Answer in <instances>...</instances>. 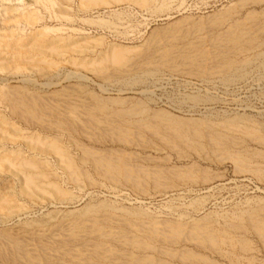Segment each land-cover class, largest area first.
Instances as JSON below:
<instances>
[{"label": "rangeland", "instance_id": "374dc122", "mask_svg": "<svg viewBox=\"0 0 264 264\" xmlns=\"http://www.w3.org/2000/svg\"><path fill=\"white\" fill-rule=\"evenodd\" d=\"M154 1L147 0L149 4H140L135 0H112L109 6L85 9L79 7V0H73L70 1L72 6L67 7L69 11L71 10L70 13H66L67 16L65 14L63 17L53 8L44 5L47 4L46 1L42 3L39 0L0 1L3 4H0V36L9 29L20 27L24 29L23 33H30L35 31V28L38 30L50 26L54 29L46 31L49 36L66 37L73 34L74 38L78 39L83 36L90 38H87L88 45L85 44L86 50L82 54L71 52L63 57L67 58L71 54L76 57L82 55L81 57L85 58L83 59L85 66L78 64L79 66L76 67L65 60L63 61L65 63L54 68L47 67L46 75L43 74L45 76L41 74L40 76L35 70L33 72L32 70L13 72L14 74L0 71L1 79L2 77L7 79L8 83L17 86V89L22 86L20 90L25 87L30 88L31 92L38 93L43 100L49 101L47 104L50 103L52 106V109L47 106L48 109L43 108V110L36 106L40 111H45L47 116L35 107L37 115L44 117H41L43 123L38 121L39 115L30 112V116L25 110L20 120L17 119L19 123L16 121L18 125L26 129L25 127L30 124V130L39 129L42 134L61 137V144L64 143L63 145L67 147L76 165L82 168L79 169V178H76L68 172V169L56 166L58 158L55 157L56 154L49 155L47 158L42 155L47 160H45L46 163L49 160L53 161L52 163L49 161L47 163L50 165H48L49 168L43 170L46 171L43 182L54 183L56 181L64 190L75 195L67 199L62 198L61 202L52 200L53 195L50 194H40L41 199L27 196L21 192L19 177L7 171L0 172V194L12 193L10 200L16 204L11 207L14 212L9 216L3 215L0 208V264H38V262L39 264H88L93 262L90 255L95 256V254L103 257L104 261L95 258L96 262H101L100 264H163L165 260L171 264H264V236L249 218L255 208L260 211L261 215H264V0ZM167 2L170 4L166 5ZM5 6H11L14 9L12 13L16 16L22 11H31L41 18L35 24L36 27L14 24L8 18ZM226 9L230 11L226 16L227 20L225 17L222 19L224 21L219 20L221 22L219 23V21H214L216 18L212 19L216 13L227 11ZM97 15L106 21H112L111 25L107 27L83 21V19L88 17L90 19ZM199 22L201 25L198 24ZM59 28L61 30H58ZM242 31H244L241 36L243 38L240 37L237 43L233 42V39L229 40V34L239 32L240 35ZM101 37L103 39L100 44L90 42L97 41ZM241 41L246 46L241 44ZM110 44H116V50L123 46L131 48L128 52L126 51L124 58L117 59L120 60L119 62L104 53ZM233 45L234 47H231ZM240 47L244 49H239ZM223 55L227 58L224 59ZM102 59L105 63L101 62ZM229 59L235 62L230 64ZM96 60L97 64L94 65L93 62ZM229 64L230 67L227 66ZM224 67L227 69L225 70ZM100 95L108 102L106 103ZM108 96L110 100L106 98ZM96 97L102 99L98 100ZM92 100H95L94 103ZM120 101H125V104L118 105ZM94 104L98 109L97 112L91 109L95 107ZM133 105L138 109L136 110ZM69 106L70 109L71 107L79 109H74L72 113ZM1 110L7 112L4 107H1ZM103 110L105 112H102ZM122 111L123 113L128 112L130 118L125 113H121ZM65 112L69 113L68 116ZM168 113L177 119L171 120ZM103 114L105 116L109 114L115 122L114 120V123L111 122L109 115L104 121L110 122L111 125L104 122ZM24 117L27 120L32 117L33 122L23 119L24 122L21 120ZM117 119L122 125L117 124ZM125 119L128 122L123 121ZM138 119L142 120L138 121ZM56 122L62 124L63 128L60 125L57 126ZM132 122L143 125L138 124V126ZM63 124L68 126L64 127ZM113 125L118 129H114ZM119 126L122 130H119ZM70 127L74 130L72 131ZM164 128L168 131L165 132ZM245 129L247 133H244ZM119 131L123 135L117 134ZM127 131L132 134H128ZM213 132H217L214 138L211 137ZM67 134L71 136L68 137ZM123 136L124 138L121 139ZM59 139L57 141L60 143ZM72 142H79L76 144L78 148ZM215 146L217 148H214ZM86 147L88 151H85ZM104 149L109 151L105 152ZM117 151L118 154H115ZM230 151L238 153L242 159L244 157L245 165L237 164L234 157L228 153ZM95 156L111 160L114 158L117 160L118 157V161L123 160L126 167L127 165L128 168L130 167L131 170H127L129 175L125 174L126 172H120L117 173L118 176L115 173L104 171L105 167L101 163L92 164ZM43 158L39 160L43 162ZM150 158L152 161L155 159V162L148 160ZM165 160L167 162H164ZM93 162H95L94 159ZM98 167L102 168L101 171L104 174L100 173ZM81 170L85 173L84 175ZM134 170L136 173L133 172ZM182 170L186 172L183 178L177 174L184 173ZM139 172L147 174L141 173L140 176ZM127 175L131 176V180ZM77 182H82V187ZM49 188L51 187L47 189L50 190ZM18 204L20 206H17ZM90 205L95 206L97 210L84 213ZM19 208L21 210L18 211ZM203 219L213 230L216 229L215 232L213 231L214 243L209 238L202 240L203 235H198V237L196 233H185L188 232L187 229L181 231L182 235L180 233L174 235L171 228L166 223L164 224L169 220L175 223L187 222L191 225L196 220L203 222ZM224 229L226 230L223 232ZM168 230L170 231L167 233ZM3 233L5 236L9 233V236L13 238H8V236L6 238ZM151 233L156 235H151ZM170 235L175 238L169 237ZM14 237L17 238L16 241ZM11 241L15 242L12 244ZM19 241L21 244H18ZM205 241H209V244ZM16 249L19 250L16 251Z\"/></svg>", "mask_w": 264, "mask_h": 264}, {"label": "bare ground", "instance_id": "6f19581e", "mask_svg": "<svg viewBox=\"0 0 264 264\" xmlns=\"http://www.w3.org/2000/svg\"><path fill=\"white\" fill-rule=\"evenodd\" d=\"M1 1V0H0ZM34 1V0H33ZM47 2V4H44V5H47V7L49 8H53L54 9V11L56 12V13H58V14H62V15H60V16H64L66 13H70V11H69V9H67V7H71L72 5H71V3H70V1H73V0H39V2ZM74 1H76V0H74ZM112 0H79V4H80V6L79 7H83V8H85V9H95L97 6H109L112 2H111ZM114 1H122V0H114ZM136 2H138V3H140V4H144V3H147V0H135ZM154 1V0H153ZM162 1V0H161ZM166 1V0H165ZM164 1V2H165ZM155 2V1H154ZM170 2V1H169ZM119 3V2H118ZM152 3V2H151ZM1 4V3H0ZM66 4V5H65ZM147 4H149V3H147ZM162 3H160V5H161ZM170 4V3H169ZM168 4V2H167V4L166 5H169ZM1 5H3V4H1ZM165 5V4H164ZM163 5V6H164ZM165 5V6H166ZM55 6H57V7H55ZM148 6V5H147ZM6 8H5V11H6V14L9 16L8 18L10 19V20H12V23L14 22V24H25V25H27V26H31V27H33V26H35V24L36 23H38V21H39V18H41V17H39L38 15H37V13H34L33 14V12L31 13V11H22L19 15H14L12 12H13V8L11 7V6H5ZM149 7V6H148ZM153 7H155V5L153 6ZM168 8H169V6H168ZM19 9V8H18ZM17 9V10H18ZM70 9H72V8H70ZM160 9V8H159ZM67 10H68V12H67ZM83 10V9H82ZM163 10H164V8H163ZM227 11H222V12H218V13H216V15H215V17L213 16L212 17V19L213 18H216V20H214V21H219V20H221V21H224V20H222L223 18H225L229 13H230V11H228L229 9H226ZM161 12V11H160ZM254 12V11H253ZM5 15V14H4ZM71 15V14H70ZM75 15V14H74ZM54 16H56V17H58L57 15H54ZM66 16H67V14H66ZM257 16V15H256ZM251 17V16H250ZM255 17V16H254ZM7 18V17H6ZM59 18V17H58ZM144 18V17H143ZM227 18L228 17H226V20H227ZM259 18V17H258ZM61 19V18H60ZM256 20V19H255ZM82 21V20H81ZM83 21H86V22H90V23H95V25H96V23L97 24H99V25H106L107 27L109 26V25H111V23L110 22H112V21H110L109 22V20L108 21H106L105 19H103V17H101L100 15H97V16H93V18H90L89 19V17L87 18V19H83ZM181 22V21H180ZM260 22V21H259ZM179 23V22H178ZM186 23V22H185ZM219 23H221L220 21H219ZM258 23V22H257ZM261 23H262V21H261ZM199 25H201V22H199L198 23ZM195 25V24H194ZM174 26V25H173ZM180 26V25H179ZM207 26V25H206ZM262 26H263V24H262ZM10 27H11V25H10ZM36 27V26H35ZM171 27H172V25H171ZM9 28V27H8ZM7 28V29H8ZM243 28V27H242ZM257 28H259V27H257ZM263 28V27H262ZM261 28V29H262ZM4 29V28H3ZM51 29H54V27H50V26H47V27H44L43 29H36L35 28V31H31L30 33H23V30L19 27V28H17V29H9V30H7V31H4V33L3 34H1V36H0V71L1 72H8V73H10V72H14V73H19V72H21V71H24V70H32V72H33V70H35V71H37V72H39V75L41 74L42 76H45L46 75V72H47V67L48 68H54V67H56V66H58L59 64H62V63H65V62H63V61H65L66 60V62H68L70 65L71 64H73V65H76V67L77 66H79L78 64H80V65H82L85 61L83 60V59H85V58H83V57H76V56H68L67 58H63L64 56H65V54H67V53H71V52H77V53H79V55L80 54H82L83 52H84V50H86V47H85V44L86 45H88V39L87 38H89L88 36H81L82 38H80V39H78V38H74V36H73V34H72V36L71 35H69V36H66V37H63L62 35L61 36H59V35H57V36H49L48 34H47V30H51ZM236 29V28H235ZM237 29H239L238 28V26H237ZM245 29H247V28H245ZM58 30H61L60 28L58 29ZM233 30V29H232ZM244 30V29H243ZM249 30V29H248ZM18 31V32H17ZM81 31V30H80ZM237 31V30H236ZM230 32V31H229ZM247 33L249 32V31H246ZM252 31H250V33H251ZM49 33V32H48ZM182 33H183V31H182ZM232 33V32H231ZM239 33V32H238ZM237 32L235 33H232V34H229L230 36V38H229V40H232L233 39V42H235V43H237L241 38H243V37H241L243 34H244V31H242V34L240 33V35L238 34ZM249 33V34H250ZM249 34H247L248 36H249ZM252 34V33H251ZM65 35V34H64ZM169 35V34H168ZM222 35V34H221ZM228 36V35H227ZM99 37V36H98ZM241 37V38H240ZM244 37L247 39V37H246V35H244ZM250 37H252L251 35H250ZM249 37V38H250ZM161 38V37H160ZM255 38V37H254ZM90 39V38H89ZM103 38L101 37V38H98L97 39V41L96 40H92V41H90V42H92V43H96V42H98L99 44H100V42H101V40H102ZM251 39V38H250ZM253 39V38H252ZM251 39V40H252ZM249 40V39H248ZM253 40H255L256 41V39H253ZM224 41V40H223ZM251 42V41H250ZM92 43H90V44H92ZM97 43V44H98ZM221 43V42H220ZM232 43V42H231ZM240 43V42H239ZM247 43L248 44H250L248 41H247ZM253 43H255V42H253ZM252 43V44H253ZM98 44V45H99ZM241 44H244L245 45V43H242V41H241ZM97 45V46H98ZM224 45V44H223ZM117 45L116 44H110V46L108 47V49H107V51L105 52L104 51V53L110 58H113L114 59V61H115V59H116V61H119L120 62V60H117L118 58L120 59H122V58H124L123 56H124V54H126V51L128 52V49H130L131 47H124L123 45V47H120L121 49H119V50H116L117 49V47H116ZM121 46V45H120ZM236 47H237V45H235ZM239 46V45H238ZM246 46V45H245ZM249 46V45H248ZM95 47V46H94ZM231 47H234V45L233 46H231ZM243 47V46H242ZM242 47H240L239 49H241ZM95 49V48H94ZM146 49V48H145ZM239 49H237V50H239ZM242 49H244V48H242ZM85 52H87V51H85ZM203 53V52H202ZM219 53V52H218ZM225 53V52H224ZM102 54V53H101ZM184 54V53H183ZM220 54V53H219ZM151 55V54H150ZM209 55V54H208ZM225 55H227V54H225ZM225 55H223V57L225 56ZM104 56V55H103ZM229 56V55H228ZM258 56V55H257ZM146 57V56H145ZM148 57V56H147ZM151 57V56H150ZM187 57V56H186ZM188 57H190V56H188ZM196 58V57H195ZM195 58H194V60H195ZM219 58V57H218ZM221 58V57H220ZM225 58H227V57H224V59ZM159 59V58H158ZM167 59V58H166ZM165 59V60H166ZM185 59V58H184ZM223 59V60H224ZM106 60V59H105ZM110 60V59H109ZM154 60V59H153ZM196 60H198V59H196ZM205 60V59H204ZM107 61H108V59H107ZM111 61H113V60H111ZM168 61V60H167ZM199 61V60H198ZM253 61V60H252ZM87 62V61H86ZM99 62V61H98ZM101 62L102 63H105V61L103 62V59L101 60ZM155 62V61H154ZM200 62V61H199ZM198 62V63H199ZM231 62H233V60L231 59V61H230V59H229V63L231 64ZM235 62V61H234ZM233 62V63H234ZM160 63V62H159ZM191 63V62H190ZM194 63H196V61L194 62ZM193 63V64H194ZM203 63V62H202ZM209 63V62H208ZM207 63V64H208ZM224 63V62H223ZM226 63V62H225ZM233 63H232V65H233ZM67 64V63H66ZM88 64H89V62H88ZM92 64V63H91ZM93 64L94 65H96L97 64V60L96 61H94L93 62ZM109 64H110V62H109ZM163 64V63H162ZM170 64H171V62H170ZM179 64V63H178ZM226 64H228V63H226ZM230 64L229 65H227V66H229L230 67ZM235 65V64H234ZM83 66H85L84 64H83ZM87 66V65H86ZM98 66H99V64H98ZM101 66H102V64H101ZM223 66H225V65H223ZM226 66V67H227ZM106 67V66H105ZM213 67V66H212ZM158 68V67H157ZM225 68V67H224ZM99 69H100V67H99ZM203 69V68H202ZM210 69V68H209ZM219 69V68H218ZM227 68H225V70H226ZM237 69V68H236ZM192 70V69H191ZM201 71V70H200ZM218 71V70H217ZM191 72V71H190ZM203 72V71H202ZM13 73V74H14ZM43 74H45V75H43ZM196 74V73H195ZM40 75V76H41ZM201 75V74H200ZM9 80V79H8ZM19 87V86H18ZM22 87V86H21ZM20 87V88H21ZM20 88L19 89H17V86L15 87V86H12V85H10L9 83H8V81H7V79H3V77H2V79L0 78V172H10L11 174H13L14 176H16V177H19V179H20V186H21V192L22 193H24L25 195H27V196H30V197H33L34 199H41L42 198V196L41 195H45V194H50V195H53V198L51 197V199L53 200V199H55L56 201L58 200H60V199H64V198H68L69 196L71 197V195L72 196H75L74 194H72L70 191H67V190H64L61 186H60V184H58V183H56V181L53 183V182H51V181H48V182H43V180L42 179H45V176H46V171H43V170H45V168L46 169H48L49 167H48V165L49 164H47L46 163V159H44L45 157L47 158V156H51L52 154H56L57 156H55V157H58L57 158V165L56 166H58L59 168H61V169H64V168H66V169H68L69 171L68 172H71V174L72 175H75L76 176V178H79V175H80V172H79V169H82L81 167L79 168L77 165H76V163H75V160L73 159V157H72V155L70 154V152L68 151V149H67V147L66 146H64L63 144H61V141H62V138L61 137H59V136H52V135H50V134H42L40 131H39V129L38 130H30V128H29V126H31L30 124H28L27 125V127H25L26 129H24L23 127H20L19 125H18V121H17V119H19L20 117H22L23 116V112L25 111V112H27V113H29V115H30V112H32L33 114L34 113H36V110H35V107L37 106L40 110H43V108H46V109H48L49 107H51V109H52V106H50V103L49 104H47L49 101H46L47 99H44L43 100V98L40 96V95H38V93L36 94L35 92H31L30 91V88L28 89V87H25V88H22L23 90H20ZM68 95V94H67ZM101 96V95H100ZM42 99H41V98ZM95 97V96H94ZM102 97V96H101ZM96 98H98V97H96ZM102 98H104V97H102ZM102 98H100V99H102ZM106 98H108L109 100H110V96H108V97H106ZM119 98V97H118ZM93 99H95V98H93ZM99 98H98V100H100ZM128 99V98H127ZM48 100H50V99H48ZM71 100V99H70ZM95 100H97V99H95ZM95 100H92L93 102L92 103H94V101ZM104 100H105V102L107 103L108 101H106L107 99H105L104 98ZM116 100H118V99H116ZM120 100V99H119ZM122 100V99H121ZM83 101V100H82ZM113 101V100H112ZM128 101V100H127ZM126 101V102H127ZM97 102V101H96ZM104 102V101H103ZM104 102V103H105ZM121 102V103H120ZM119 103H118V105L119 104H125V101H120ZM74 103V102H73ZM109 103H111V101H109ZM144 103V102H143ZM100 104V103H99ZM98 104V105H99ZM114 104H117V103H114ZM113 104V105H114ZM91 105V102H90V104H89V106ZM93 105V104H92ZM128 105V104H127ZM135 105V104H134ZM133 105V106H134ZM47 106H48V108H47ZM80 106V105H79ZM83 106V105H82ZM94 106H95V104H94ZM115 106H117V105H115ZM1 107H4L6 110H7V112L5 111V110H1ZM36 107V108H37ZM65 107V106H64ZM76 107V106H75ZM93 107V106H92ZM103 107V106H102ZM107 107H109V106H107ZM111 107V106H110ZM129 107V106H128ZM130 107H132V106H130ZM135 107V106H134ZM33 108V109H32ZM37 108V109H38ZM73 108H74V106H73ZM82 108V107H81ZM85 108V107H84ZM90 108V107H89ZM89 108H87V109H89ZM112 108V107H111ZM38 109V110H39ZM50 109V110H51ZM54 109V108H53ZM68 109V108H67ZM69 109H70V106H69ZM74 109H76V108H74ZM74 109H72V107H71V109L70 110H72L71 112L73 113V110ZM77 109H79V108H77ZM76 109V110H77ZM86 109V108H85ZM91 109H95L96 110V112L98 111V109H96V106L95 107H93V108H91ZM101 108H99V110H100ZM102 109H104V108H102ZM105 109H107L106 107H105ZM114 109V108H113ZM121 109V108H120ZM126 109H128V108H126ZM135 109H136V107H135ZM138 109V108H137ZM136 109V110H137ZM35 112H34V111ZM39 110V111H40ZM61 110V109H60ZM109 110V109H108ZM136 110H134V111H136ZM52 111V110H51ZM66 111V110H65ZM69 111V110H68ZM67 111V112H68ZM91 111V110H90ZM107 111V110H106ZM111 111V110H110ZM116 111V110H115ZM127 111V110H126ZM41 113L42 112H44L45 113V111H40ZM47 112H49V111H47ZM58 112V111H57ZM61 112V111H60ZM92 112H94V110L92 111ZM96 112H94V114L96 113ZM102 112H105L104 110L102 111ZM108 112V111H107ZM116 112H118V111H116ZM116 112H114V113H116ZM165 112V111H164ZM44 113H42V114H44ZM63 113H64V111H63ZM66 113V112H65ZM121 113H123V111L121 112ZM124 113L129 117V114H127L125 111H124ZM123 113V114H124ZM140 113V112H139ZM141 113H142V111H141ZM166 114H167V112H165ZM18 114H20L21 116H19ZM46 114V116H47V113H45ZM56 114H58V113H56ZM59 114H61V113H59ZM67 114V113H66ZM69 114V113H68ZM68 114H67V116H68ZM77 114V113H76ZM90 114V113H89ZM100 114H102V113H100ZM110 114H111V112H110ZM113 114V113H112ZM122 114V115H123ZM157 114H159V113H157ZM165 114V115H166ZM36 115H37V113H36ZM35 115V116H36ZM39 115V114H38ZM37 115V116H38ZM53 115V114H52ZM65 115V114H64ZM91 115H93V114H91ZM107 115H109V114H107ZM106 115V116H107ZM114 115V114H113ZM116 115H118V113H116ZM115 115V116H116ZM165 115H163V116H165ZM31 116V115H30ZM36 116V117H37ZM55 116V115H54ZM73 116V115H72ZM71 116V117H72ZM76 116V115H75ZM75 116H74V119H75ZM78 116V115H77ZM80 116H81V114H80ZM95 116V115H94ZM99 116V115H98ZM103 116H105V114H103ZM106 116L103 118V117H101V118H103V121L106 119ZM114 116V117H115ZM121 115H118V117H120ZM130 116H131V113H130ZM133 116H135V115H133ZM132 116V117H133ZM168 116L171 118V120L172 119H177L176 117H173L172 115H170L169 113H168ZM26 117V116H25ZM22 118L21 120H25V121H32V117L31 118H29L30 120H27L26 118L28 117H26V118ZM38 117H40V115L38 116ZM37 117V118H38ZM42 117V116H41ZM40 117V118H41ZM58 117V116H57ZM63 117V116H62ZM61 117V118H62ZM70 117V116H69ZM79 117V116H78ZM108 117V116H107ZM109 117H110V115H109ZM117 117V116H116ZM125 116H123V118H124ZM39 118V122H42V118H44V117H42L41 119ZM67 118V117H66ZM80 118V117H79ZM94 118H96V117H94ZM100 118V119H101ZM111 118V117H110ZM121 118H122V116H121ZM120 118V119H121ZM130 118V117H129ZM164 117H162V119H163ZM169 118V119H170ZM46 119V118H45ZM44 119V121H47V120H45ZM55 119V118H54ZM57 119H59V118H57ZM78 119V118H77ZM91 119V118H90ZM99 119V118H98ZM108 120H109V118H107ZM119 119V118H118ZM118 119L116 120V122L118 121ZM148 119V118H147ZM158 119H159V117H158ZM162 119H161V121H162ZM20 120V119H19ZM23 120V121H24ZM37 120V119H36ZM41 120V121H40ZM51 120V119H50ZM56 120V119H55ZM60 120H62V119H60ZM78 120H80V119H78ZM89 120V119H88ZM111 120V122H113V120H112V118L110 119ZM109 120V121H110ZM140 120H142V119H138V121H140ZM149 120V119H148ZM179 120H181V119H179ZM18 123H17V122ZM24 121V122H25ZM66 121V120H65ZM68 121V120H67ZM75 121H76V119H75ZM123 121H126V119L125 120H123ZM130 121H131V119H130ZM135 121V120H134ZM137 121V120H136ZM151 121V120H150ZM157 121V120H156ZM184 121V120H183ZM186 121V120H185ZM187 121H188V119H187ZM194 121V120H193ZM33 122V121H32ZM31 122V123H32ZM37 122V121H36ZM53 122H54V120H53ZM59 122V121H58ZM61 122V121H60ZM90 122V121H89ZM104 122H106V121H104ZM114 122H115V120H114ZM113 122V123H114ZM120 121H118V123L117 124H120L119 123ZM121 122H122V119H121ZM126 122H128V120L126 121ZM148 121H146V123H147ZM158 122V121H157ZM171 122V121H170ZM232 122H234L233 120H232ZM237 122V121H236ZM239 122H241V121H239ZM247 122V121H246ZM43 123V122H42ZM55 123V122H54ZM62 123V122H61ZM73 123H75L74 121H73ZM77 123V122H76ZM78 123H79V121H78ZM83 123V122H82ZM91 123V122H90ZM106 123H108V124H110L111 125V123L110 122H106ZM123 123V122H122ZM122 123L120 124V125H122ZM153 123H155V121H153ZM189 123H191V122H189ZM206 123V122H205ZM244 123V122H243ZM40 124V123H39ZM56 124H57V122H56ZM70 124V123H69ZM85 124V123H84ZM132 124H135V125H138V124H140V123H134V122H132ZM161 124V123H160ZM179 124V123H178ZM193 124V123H192ZM218 124V123H217ZM230 124H232V123H230ZM58 125H60L61 127H62V124H57V126ZM64 125V127H65V125L66 124H63ZM75 125H78V124H75ZM87 125V124H86ZM95 125V124H94ZM134 125V126H135ZM140 125H143V124H140ZM151 125V124H150ZM162 125V124H161ZM164 126H165V124H163ZM168 125V124H167ZM173 125V124H172ZM179 125H181V124H179ZM178 125V126H179ZM234 125V124H233ZM32 126H33V124H32ZM66 126H68V125H66ZM115 125H113L112 127H114ZM117 126V125H116ZM132 126V125H131ZM139 126V125H138ZM178 126H176V127H178ZM185 126V125H184ZM183 126V127H184ZM197 126H199V125H197ZM211 126V125H210ZM223 126V125H222ZM228 126H230V125H228ZM236 126V125H235ZM71 127H72V124H71ZM70 127V128H71ZM74 127V126H73ZM79 127V126H78ZM78 127H76V128H78ZM89 127V126H88ZM93 127V126H92ZM103 127V126H102ZM141 127H143V126H141ZM148 127H149V125H148ZM152 127V126H151ZM156 127H158V126H156ZM163 127V126H162ZM175 127V126H174ZM196 127V126H195ZM205 127H207V126H205ZM240 127V126H239ZM42 128V127H41ZM40 128V129H41ZM55 128V127H54ZM63 128V127H62ZM69 128V127H68ZM106 128H108V127H106ZM123 128V127H122ZM159 128H161V127H159ZM166 128H168V127H166ZM201 128H202V126H201ZM247 128V127H246ZM251 128V127H250ZM262 128V127H261ZM59 129V128H58ZM58 129H56V130H58ZM65 129H67V127L65 128ZM72 129V128H71ZM101 129V128H100ZM113 129V128H112ZM114 129H116V127H114ZM118 129V128H117ZM116 129V130H117ZM121 128H120V126H119V130H120ZM124 129V128H123ZM126 129V128H125ZM169 129V128H168ZM171 129V128H170ZM173 129H175V128H173ZM180 130H181V128H179ZM179 129H177V130H179ZM189 129V128H188ZM196 129V128H195ZM224 130H225V128H223ZM227 130H228V128H226ZM230 129V128H229ZM240 129V128H239ZM238 129V130H239ZM252 129H254V128H252ZM74 130V128L72 129V131ZM78 130V129H77ZM122 130V129H121ZM127 130H129V129H127ZM161 130H163V128H161ZM193 130V129H192ZM197 130V129H196ZM246 130L247 129H245V131H244V133H247L246 132ZM250 130V129H249ZM26 131V132H25ZM42 131V130H41ZM52 131V130H51ZM63 131V130H62ZM125 131V130H124ZM164 131H165V128H164ZM166 131H168V130H166ZM165 131V132H166ZM199 131V130H198ZM201 131V130H200ZM203 131H206V130H204L203 129ZM226 131V130H225ZM230 131V130H229ZM250 131H252V130H250ZM58 132V131H57ZM60 132H61V129H60ZM74 132H76V131H74ZM108 132V131H107ZM128 132V131H127ZM186 132H188L187 130H186ZM191 132V131H190ZM219 132V131H218ZM221 132V131H220ZM226 132H228V131H226ZM254 132V131H253ZM255 132H256V130H255ZM64 133H65V131H64ZM68 133V132H67ZM77 133V132H76ZM89 133V132H88ZM100 133V132H99ZM109 133V132H108ZM113 133H114V131H113ZM121 132L119 131V133H117V134H120ZM131 133V132H130ZM129 132H128V134H130ZM142 133V132H141ZM161 134H162V132H160ZM230 133V132H229ZM249 133V132H248ZM91 134V133H90ZM98 134V133H97ZM127 134V136H129ZM132 134V133H131ZM140 134V133H139ZM181 134V133H180ZM197 134V133H196ZM213 135L211 136V135H208V136H211L212 138H214L216 135H217V132H213L212 133ZM219 134V133H218ZM101 135V134H100ZM115 135V134H114ZM120 135H123V134H120ZM155 135V134H154ZM168 135V134H167ZM176 135V134H175ZM177 135H179V134H177ZM193 135V134H192ZM219 135H221V134H219ZM66 136V135H65ZM67 136L69 137V136H71V135H69V134H67ZM66 136V137H67ZM98 136H99V134H98ZM113 136V135H112ZM138 136V135H137ZM163 136V135H162ZM180 136H182V135H180ZM205 136V135H204ZM246 136V135H245ZM63 137V136H62ZM89 137V136H88ZM115 137V136H114ZM126 137V136H125ZM168 137H170L169 135H168ZM177 137V136H176ZM189 137V136H188ZM221 137V136H220ZM258 137V136H257ZM59 138H61V139H59ZM65 138V137H64ZM111 138V137H110ZM116 138H117V136H116ZM121 138V137H120ZM124 138V136L121 138V139H123ZM128 138V137H127ZM139 138V137H138ZM160 138V137H159ZM170 138H172V137H170ZM182 138V137H181ZM191 138H193V137H191ZM190 138V139H191ZM195 138V137H194ZM219 137H217V139H218ZM60 140V143H59V141H57V140ZM76 139V138H75ZM117 139H119V137L117 138ZM136 139V138H135ZM168 139V138H167ZM175 139V138H174ZM184 140H185V138H183ZM188 139V138H187ZM202 139V138H201ZM219 139H221V140H223L222 138H219ZM228 139V138H227ZM230 139V138H229ZM120 140V139H119ZM220 140V141H221ZM74 141V140H73ZM125 141V140H124ZM130 141V140H129ZM141 141V140H140ZM183 141V140H182ZM212 141H214V140H212ZM224 141V140H223ZM225 141H227L226 139H225ZM240 141V140H239ZM188 142V141H187ZM215 142L217 143V141L215 140ZM227 142H230V141H227ZM72 143H74V142H72ZM79 142H77V143H74V145H76V144H78ZM80 143H83V142H80ZM176 143H178V142H176ZM219 143V142H218ZM222 143V142H221ZM239 143V142H238ZM127 144V143H126ZM196 144V143H195ZM209 144V143H208ZM224 144V143H223ZM231 144V143H230ZM79 145H81V144H79ZM85 145V144H84ZM172 145V144H171ZM180 145H182V144H180ZM196 145H198V144H196ZM212 145V144H211ZM215 145V144H214ZM225 145V144H224ZM82 146H83V144H82ZM199 146V145H198ZM217 146H220V145H217ZM217 146H215L214 148H217ZM76 147H77V145H76ZM89 147V146H88ZM213 147V146H212ZM224 147V146H223ZM78 148V147H77ZM76 148V149H77ZM83 147H81V149H82ZM196 148H198V147H196ZM86 149L87 150H85V151H88V148L86 147ZM91 149V148H90ZM89 149V150H90ZM213 149V148H212ZM92 150H95V149H93L92 148ZM99 150V149H98ZM103 150V149H102ZM101 149L99 150V151H102ZM107 150V149H106ZM106 150L104 149V151L106 152ZM215 150V149H214ZM230 150V149H229ZM77 151V150H76ZM82 151V150H81ZM107 151H109V150H107ZM119 151V150H118ZM118 151L117 152H115V154H118ZM211 151V150H210ZM92 151H90V153H91ZM112 152H113V150H112ZM121 152V151H120ZM125 152V151H124ZM219 152V151H218ZM94 153V152H93ZM114 153V152H113ZM223 151H222V155H223ZM229 154H230V156L231 157H234V160H235V162L237 163V164H241V166L242 165H245L244 164V161H243V159H245L244 157H243V159H242V156H240L238 153H232L231 151L230 152H228ZM254 153H256V152H254ZM81 154H82V152H81ZM86 154H88V153H86ZM100 154V153H99ZM110 154H112L111 152H110ZM124 154V153H123ZM128 154V153H127ZM134 154V153H133ZM42 155L44 156V158L42 157ZM84 155L85 154H83L82 156L84 157ZM90 155V154H89ZM89 155H88V157H89ZM102 155H104V153H102ZM106 155V154H105ZM184 155V154H183ZM38 156H41V158H43L44 159V161L43 162H45V163H43V162H41L42 160H39V159H41V158H38ZM74 156V155H73ZM99 156V155H98ZM107 156V155H106ZM224 156H225V154H224ZM54 157V158H55ZM96 157V156H95ZM108 157V156H107ZM110 157V156H109ZM114 157V156H113ZM117 157V156H116ZM127 157V156H126ZM132 157V156H131ZM130 157V158H131ZM134 157V156H133ZM158 157V156H157ZM85 158V157H84ZM86 158H87V156H86ZM90 158V157H89ZM112 158V157H111ZM121 158V157H120ZM124 158H125V156H124ZM169 158V157H168ZM52 159V158H51ZM83 159V158H82ZM93 159L95 160V162H93ZM92 159V164L93 163H101L104 167H105V170L104 171H107L108 173H115V174H117V173H120V172H123V173H125V174H128L129 172V170H131V169H129L128 168V165H127V167H126V164L123 162V160L122 161H118V157H117V160H115V158H114V160H111V159H108V158H105V157H96V158H93ZM127 160H129L128 158H126ZM135 159V158H134ZM165 159V158H164ZM46 160V161H45ZM119 160H121V159H119ZM131 160V159H130ZM129 160V161H130ZM148 160H150V161H152L151 160V158L150 159H148ZM162 160V159H161ZM161 160L159 161V162H161ZM246 160V159H245ZM55 161V160H54ZM80 161H83V160H80ZM133 161V160H132ZM153 161L155 162V159H153ZM152 161V162H153ZM51 162V161H50ZM53 162V161H52ZM51 162V163H52ZM84 162V161H83ZM86 162V161H85ZM157 162V161H156ZM164 162H167L166 160L164 161ZM50 163V164H51ZM55 164V163H54ZM91 164V163H90ZM91 164V165H92ZM100 164V165H101ZM130 164V163H129ZM138 164V163H137ZM136 164V167L138 166ZM161 164H163V163H161ZM191 164V163H190ZM195 164V163H194ZM134 165V164H133ZM252 165V164H251ZM50 166V165H49ZM55 166V165H54ZM52 167V168H55V167ZM82 166V165H81ZM97 166H99V165H97ZM140 167L139 168H141V165H139ZM143 166V165H142ZM158 166V165H157ZM156 166V167H157ZM183 166V165H182ZM189 166V165H188ZM192 166V165H191ZM191 166H189V167H191ZM255 166V165H254ZM50 167V168H51ZM94 167V166H93ZM100 167V166H99ZM98 167V168H99ZM135 167V168H136ZM151 167H153V166H151ZM169 167V166H168ZM184 167V166H183ZM182 167V168H183ZM194 167V166H193ZM97 168V169H98ZM134 168V169H135ZM148 168H150V167H148ZM161 168V167H160ZM178 168V167H177ZM180 168V167H179ZM186 168V167H185ZM58 169V168H57ZM66 169H65V171H66ZM100 169V173L102 172V174H104L103 173V171H101V169L102 168H99ZM129 169V170H128ZM146 169V168H145ZM166 169V168H165ZM165 169H161V170H163V172H165L166 170ZM195 169V168H194ZM198 169V168H197ZM128 170V171H127ZM165 170V171H164ZM171 170V169H170ZM178 170V169H177ZM184 170H186L187 171V169H184ZM184 170H182V171H184ZM193 170V169H192ZM196 170V169H195ZM201 170V169H200ZM83 170H81V173H83V175L85 174L84 172H82ZM85 171V170H84ZM136 171H137V168H136ZM136 171L134 170L133 172H135L136 173ZM140 171V170H139ZM155 171V170H154ZM158 171V170H157ZM174 171H176L175 169H174ZM257 171V170H256ZM43 172H44V174H43ZM86 172H87V170H86ZM158 172H160V171H158ZM162 172V173H163ZM167 172V171H166ZM170 173H171V171H169ZM168 172V173H169ZM190 172V171H189ZM194 172H196V171H194ZM201 172V171H200ZM203 172V171H202ZM40 173H42V174H40ZM140 173V176H141V173H143V172H139ZM155 173V172H154ZM198 173V172H197ZM68 174V173H67ZM111 174H109V175H111ZM143 174H147L146 172L145 173H143ZM152 173H150V175H151ZM157 174V173H156ZM161 174V173H160ZM173 174H175V173H173ZM179 176H184V175H186V172L184 171V173H177ZM201 174V173H200ZM105 175H106V173H105ZM118 175V174H117ZM121 175V174H120ZM129 175V174H128ZM127 175V176H128ZM136 175V174H135ZM138 175V174H137ZM150 175H147V176H149L150 177ZM190 175V174H189ZM193 175V174H192ZM204 175V174H203ZM208 175V174H207ZM48 176V175H47ZM113 176V175H112ZM119 176V175H118ZM124 176V175H123ZM126 176V177H127ZM170 177H172L171 175H169ZM194 176V175H193ZM195 176H196V174H195ZM202 176V175H201ZM51 177V176H50ZM52 177H54L53 175H52ZM83 177V176H82ZM107 177H109L108 175H107ZM125 177V176H124ZM130 177V180H131V176H128V178ZM136 177V176H135ZM143 177H144V175H143ZM146 177V176H145ZM151 177H152V175H151ZM154 177V176H153ZM157 177V176H156ZM163 177V176H162ZM165 177H167L166 175H165ZM165 177H163V178H165ZM185 177V176H184ZM204 177H206V176H204ZM81 178V177H80ZM110 178V177H109ZM132 178L134 179V177H133V175H132ZM147 178V177H146ZM180 178V177H179ZM183 178V177H182ZM198 178V177H197ZM200 178V177H199ZM212 178V177H211ZM116 179H117V177H116ZM137 179H138V177H137ZM141 179V178H140ZM155 179H157V178H155ZM162 179V178H161ZM173 179H175L174 177H173ZM178 179V178H177ZM185 179V178H184ZM208 179V178H207ZM75 180V179H74ZM142 180V179H141ZM179 180V179H178ZM196 180V179H195ZM116 181V180H115ZM126 181V180H125ZM158 181H160L159 179H158ZM170 181V180H169ZM194 181V180H193ZM136 182V181H135ZM141 183H142V181H140ZM161 182H163V181H161ZM170 182H172L173 183V181L171 180ZM78 183V182H77ZM138 183V182H137ZM140 183V184H141ZM163 184V183H162ZM78 185H80L81 187H82V182H79L78 183ZM51 187V188H49L50 190H48L47 188L48 187ZM6 187V186H5ZM135 187V186H134ZM140 188V187H139ZM49 191H52L53 193H50ZM41 192V193H40ZM5 193V192H4ZM3 193V194H4ZM1 195L0 194V208H1V210L3 211L2 213H3V215H5V216H9L11 213H13L14 211L11 209V207H13V206H15L16 204H14L10 199H12V198H10V196H11V194L12 193H9L8 195ZM41 194V195H40ZM74 198V197H73ZM202 198H203V196H202ZM201 198V199H202ZM50 199V198H49ZM65 199V200H66ZM16 201V200H15ZM64 201V200H63ZM69 201V200H68ZM60 202H61V200H60ZM13 203V204H12ZM56 203V202H55ZM63 203V202H62ZM200 203V202H199ZM101 204V203H100ZM201 204V203H200ZM193 205V204H192ZM196 205V204H195ZM17 206H20L19 204L17 205ZM105 206H106V204H105ZM100 207V206H99ZM259 207V206H258ZM131 208V207H130ZM259 209H261L260 207H259ZM264 209V208H263ZM14 210H16V209H14ZM18 211L19 210H21V208H19V209H17ZM94 210H97V209H95V206H88L86 209H85V212L84 213H88V212H92V211H94ZM146 210V209H145ZM262 211V210H261ZM78 212V211H77ZM135 212V211H134ZM140 212V211H139ZM138 212V213H139ZM142 212V211H141ZM248 212V211H247ZM252 212V211H251ZM70 213H72V211H70ZM260 213V211L259 210H256V208H255V210H253V212H252V214L251 215H249V218L251 219V221L252 222H254L255 224H256V228H258L259 230H260V232L262 233V235L264 236V215H261V213ZM75 214V213H74ZM243 214V213H242ZM68 215V214H67ZM83 215V214H82ZM93 215V213L91 214V216ZM210 215V214H209ZM239 215V214H238ZM260 215V216H259ZM183 216V215H182ZM262 216V217H261ZM213 217V216H212ZM224 217V216H223ZM237 217V216H236ZM240 217V216H239ZM85 219H87V218H85ZM242 219V218H241ZM247 219V218H246ZM209 220V219H208ZM235 220V219H234ZM92 221H93V219H92ZM195 221V220H194ZM205 220L203 219V222H199L198 220H196L195 221V223L193 222V224H191V225H188L187 224V222L185 223V222H169V220H168V222L167 221H165L164 222V224L166 223V225L169 227V228H171L170 230H172V232L174 233V235H177V234H181V231H183L184 229H187L188 230V232H185V233H188V234H190V233H196V235L198 236V235H203L202 236V240H203V238H209L210 240H212L213 241V243H214V240H215V238H214V232H215V230H213L210 226H208V224H207V222H204ZM206 221H207V218H206ZM240 221V220H239ZM208 222H211V221H208ZM231 222V221H230ZM250 222V221H249ZM233 223V222H232ZM154 224V223H153ZM156 224V223H155ZM212 223H210V225H211ZM237 224V223H236ZM228 225V224H227ZM148 226V225H147ZM212 226H214V225H212ZM234 227L236 226V225H233ZM238 226V225H237ZM236 226V227H237ZM255 226V225H254ZM216 226H214V228H215ZM149 228V227H148ZM165 228H167V227H165ZM225 228H227V227H225ZM229 228H230V226H229ZM254 228V227H253ZM157 229V228H156ZM65 230V229H64ZM153 230H154V228H153ZM166 230V229H165ZM165 230H164V232H165ZM170 230H168L167 231V233L170 231ZM217 230H219V229H217ZM226 229H224L223 230V232L225 231ZM228 230V229H227ZM147 231V230H146ZM157 231V230H156ZM159 231H160V229H159ZM214 231V232H213ZM54 232V231H53ZM114 232V231H113ZM149 232V231H148ZM172 232H171V234H172ZM190 232V233H189ZM119 233V232H118ZM150 233V232H149ZM162 233H163V231H162ZM220 233V232H219ZM5 233H3V236H5L4 235ZM12 234V233H11ZM102 234V233H101ZM14 235V234H13ZM104 235V234H103ZM151 235H156L155 233L154 234H152L151 233ZM165 234H163V236H164ZM166 235H168V234H166ZM182 235V234H181ZM7 236H8V238L10 237L11 238V236H9V233H8V235H6L5 237L7 238ZM196 236V237H197ZM225 236V235H224ZM230 236V235H229ZM4 237V238H5ZM150 237V236H149ZM166 237V236H165ZM168 237V236H167ZM169 237H172V235H170ZM178 237H180V236H178ZM195 237V236H194ZM195 237V238H196ZM199 237V236H198ZM13 238V237H12ZM11 238V239H12ZM15 238V237H14ZM36 238V237H35ZM107 238V237H106ZM172 238H175L174 236L172 237ZM191 238H192V235H191ZM11 239H8V240H11ZM16 239L17 238H15V241H16ZM199 239V238H198ZM197 239V240H198ZM201 240V241H202ZM204 240H206V239H204ZM14 241V242H15ZM134 241H136V239L134 240ZM174 241V240H173ZM216 241H217V239H216ZM241 241V240H240ZM7 242V241H6ZM13 241H11V243L13 244L14 243ZM132 242V241H131ZM137 242H138V240H137ZM143 242V241H142ZM163 242V241H162ZM206 242V241H205ZM209 242V241H208ZM208 242H206V243H208ZM139 243V242H138ZM174 243V242H173ZM18 244H21L20 243V241L18 242ZM137 244V243H136ZM209 244V243H208ZM220 244V243H219ZM151 245V244H150ZM14 246V245H13ZM17 246V245H16ZM15 246V247H16ZM20 246V245H19ZM25 246V245H24ZM23 246V247H24ZM39 246V245H38ZM44 246V245H43ZM148 246V245H147ZM63 247V246H62ZM82 247V246H81ZM153 247V246H152ZM14 248V247H13ZM19 248H21V246L19 247ZM25 248V247H24ZM23 248V249H24ZM36 248V247H35ZM35 248H34V250H35ZM53 248V247H52ZM85 248V247H84ZM97 248V247H96ZM98 248H100V247H98ZM107 248H108V246H107ZM12 249V248H11ZM47 249V248H46ZM49 249V248H48ZM58 249V248H57ZM101 249H104V248H101ZM7 250V249H6ZM15 250V249H14ZM17 250H19V249H16V251ZM55 250V249H54ZM94 250H96V249H94ZM100 250V249H99ZM108 250V249H107ZM158 250V249H157ZM164 250V249H163ZM25 251H26V249H25ZM115 251H116V249H115ZM123 251H125V250H123ZM155 251V250H154ZM3 252V251H2ZM29 252V251H28ZM31 252V251H30ZM41 253H42V251H40ZM97 252V251H96ZM4 253V252H3ZM19 253V252H18ZM33 253V252H32ZM45 253V252H44ZM43 253V255H45ZM49 253V252H48ZM87 253V252H86ZM95 253V252H94ZM193 253V252H192ZM192 253H189V254H192ZM25 254V253H24ZM36 254H37V252H36ZM47 254V253H46ZM71 254V253H70ZM72 254H74V253H72ZM81 254V253H80ZM85 254V253H84ZM83 254V255H84ZM89 255H90V253H88ZM188 254V253H187ZM11 255V254H10ZM38 256H39V254H37ZM52 255V254H51ZM64 255V254H63ZM76 255H78V257H79V254L77 253ZM76 255H74V256H76ZM105 255H107V254H105ZM193 255V254H192ZM26 256V255H25ZM28 256V255H27ZM36 256V255H35ZM37 256V257H38ZM92 258H91V260L93 261H91L93 264H95V263H98V264H100L99 262H96V259L98 258L99 260H103V257L101 256V255H99V254H95V256H92V255H90ZM128 256V255H127ZM136 256V255H135ZM142 256V255H141ZM234 256V255H233ZM11 257H13V256H11ZM34 257V256H33ZM42 257V256H41ZM47 257V256H46ZM50 257V256H49ZM140 257V256H139ZM138 257V258H139ZM236 257V256H235ZM19 258V257H18ZM27 258H30V257H27ZM44 258V257H43ZM48 258V257H47ZM69 258V257H68ZM74 258V257H73ZM83 258V257H82ZM96 258V259H95ZM141 258V257H140ZM139 258V259H140ZM197 258V257H196ZM35 259V258H34ZM44 259H46V258H44ZM51 259V258H50ZM81 259V258H80ZM131 259V258H130ZM32 260V259H31ZM113 260V259H112ZM132 260V259H131ZM34 261V260H33ZM77 261V260H76ZM84 261H88V260H84ZM104 261V260H103ZM139 261V260H138ZM206 261V260H205ZM30 263H32V262H30ZM35 263V262H34ZM53 263V262H52ZM56 263V262H55ZM92 263H88V264H92ZM135 263H137V262H135ZM145 263V262H144ZM161 263V262H160ZM210 263V262H209ZM38 264H39V262H38ZM48 264V263H47ZM128 264V263H127ZM163 264H171L170 262H166V260H165V263H163Z\"/></svg>", "mask_w": 264, "mask_h": 264}]
</instances>
